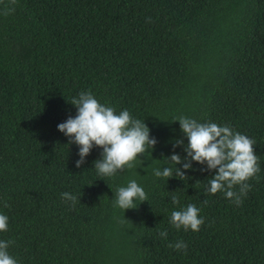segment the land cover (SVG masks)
Masks as SVG:
<instances>
[{"label": "trees", "instance_id": "trees-1", "mask_svg": "<svg viewBox=\"0 0 264 264\" xmlns=\"http://www.w3.org/2000/svg\"><path fill=\"white\" fill-rule=\"evenodd\" d=\"M81 92L143 121L151 154L104 177L94 146L77 168L57 125ZM180 116L255 141L260 171L239 206L206 191L216 170L195 161L185 178L154 176L182 168L165 160L186 156ZM130 180L147 201L114 207ZM188 204L198 232L170 224ZM0 214L17 264H264V0H0Z\"/></svg>", "mask_w": 264, "mask_h": 264}, {"label": "clouds", "instance_id": "clouds-1", "mask_svg": "<svg viewBox=\"0 0 264 264\" xmlns=\"http://www.w3.org/2000/svg\"><path fill=\"white\" fill-rule=\"evenodd\" d=\"M15 5L16 0H10ZM14 11L9 8L4 12L8 15ZM71 104L76 107L75 117L69 116L65 122L57 125V130L69 138V143L79 147V159L75 166L79 168L85 157L90 154L94 146L102 149L101 158L94 161V168L98 175L112 177L118 171L132 168L139 156L150 153L154 149L157 140L150 138V129L140 119L133 118L127 109L119 113L113 107L101 104L91 92H81L74 97ZM173 121H178L181 132L187 138L184 147L186 156L172 154L165 158L174 166L182 164V168L173 171L170 167L154 169L155 177L170 178L175 175L185 178L184 170L191 168V162L206 165L207 170H216L214 176L208 180L209 187L206 191L210 194L223 192L225 197L239 206L242 198L246 196L251 185L247 183L259 171L258 157L254 153L255 141L249 137L234 132L230 126H218L216 123H198L196 120L180 116ZM183 140L178 139L173 148L182 146ZM204 170V169H202ZM239 186V191L234 190ZM62 199L73 204L77 197L71 193H61ZM136 201H147L144 189L135 180H130L127 186L118 187L114 198V207L122 210L137 207ZM172 203L178 204L179 199L172 197ZM7 207V205H5ZM200 209L194 204H188L186 208L172 211L170 224L176 229L198 232L204 220L199 216ZM8 230V217L0 214V232ZM158 235L167 239V231H161ZM10 241H0V264H17V261L9 255L7 248ZM168 247L178 251H186L187 244L177 241L169 243Z\"/></svg>", "mask_w": 264, "mask_h": 264}]
</instances>
